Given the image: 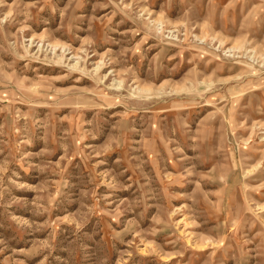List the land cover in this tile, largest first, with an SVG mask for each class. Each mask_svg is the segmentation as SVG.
<instances>
[{
	"label": "rangeland",
	"instance_id": "1",
	"mask_svg": "<svg viewBox=\"0 0 264 264\" xmlns=\"http://www.w3.org/2000/svg\"><path fill=\"white\" fill-rule=\"evenodd\" d=\"M0 264H264V0H0Z\"/></svg>",
	"mask_w": 264,
	"mask_h": 264
}]
</instances>
